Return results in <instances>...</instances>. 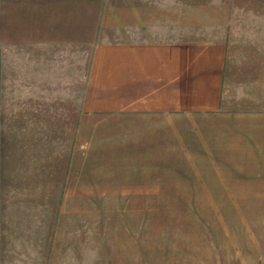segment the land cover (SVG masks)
<instances>
[{"label":"rangeland","instance_id":"obj_1","mask_svg":"<svg viewBox=\"0 0 264 264\" xmlns=\"http://www.w3.org/2000/svg\"><path fill=\"white\" fill-rule=\"evenodd\" d=\"M261 15L264 0H0V264H264L263 177L227 176L163 117L82 107L97 45L215 41Z\"/></svg>","mask_w":264,"mask_h":264},{"label":"crops","instance_id":"obj_2","mask_svg":"<svg viewBox=\"0 0 264 264\" xmlns=\"http://www.w3.org/2000/svg\"><path fill=\"white\" fill-rule=\"evenodd\" d=\"M256 23L238 27L264 29ZM83 91L87 113L163 117L166 127L186 130L183 148L224 161L227 176L239 169L232 174L264 178V30L97 45Z\"/></svg>","mask_w":264,"mask_h":264}]
</instances>
